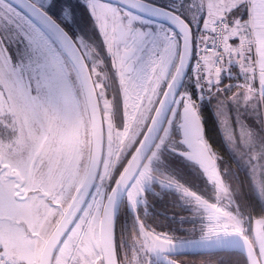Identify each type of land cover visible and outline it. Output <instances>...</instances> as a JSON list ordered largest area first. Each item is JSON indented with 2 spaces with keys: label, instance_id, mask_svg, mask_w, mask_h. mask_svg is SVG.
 <instances>
[{
  "label": "rangeland",
  "instance_id": "1",
  "mask_svg": "<svg viewBox=\"0 0 264 264\" xmlns=\"http://www.w3.org/2000/svg\"><path fill=\"white\" fill-rule=\"evenodd\" d=\"M40 1L48 5L52 2ZM152 1L169 7L186 20L192 16L196 26L201 22L203 25L198 27L199 42H204L203 26H209L213 17L233 18L235 25L231 28L232 35H240L243 39L249 35L246 22L240 21L233 12L235 6L243 0H183L179 8L170 0ZM76 2L80 5L76 13L81 14L87 22L90 18L89 7H95L96 4L92 0L82 4L79 0ZM245 2L248 4V0ZM41 28L31 18L26 21L20 8L13 3L0 0V253L16 264H38L45 240L59 220L57 211L62 203L69 201L82 160L84 156L88 160L91 152V126L83 97L71 90L70 68L64 55L60 51L54 53L47 49L50 37ZM41 44L45 48L42 57L44 64L35 58ZM31 51L35 54L32 59ZM50 53L53 55H48ZM174 53L177 55L175 46ZM21 68H24V73L20 72ZM218 74L220 72L214 73L216 82L220 81ZM220 90L214 95L212 107L229 147V156L234 162H228L220 155L224 167L219 171L215 166L203 176L205 180L209 177L214 181L220 189L218 192L221 199L234 201L231 207L233 211L226 207L225 216L216 224L210 218H204L205 224L198 237L202 240L204 237H222L232 232H240L248 237L251 234L261 264H264V216H255L253 209L250 213L243 211L235 199L236 187L228 180L229 173L233 176L250 175L264 206V137L259 135L264 127L263 93L254 84L236 87L229 95L224 88ZM185 102H194L187 87L179 95L157 152L163 146L174 145L172 138L178 136L179 128L176 125ZM142 128L126 126L119 133V142L111 139L108 141L100 182L78 226L60 245V251L63 252L66 245L80 238L79 230L85 248H92V245L87 244L88 233L95 232L111 169L119 164L120 157L124 155L118 151L123 147L130 149ZM128 131L131 134L134 132L130 139L125 136ZM42 161L46 162L49 170L57 166L54 181L48 185L51 198H45L41 191L43 187L39 184L38 167ZM18 175L26 179L23 192H20L18 186ZM153 178L148 160L128 190L127 199L131 207L136 208L144 201L145 191L153 184ZM83 249L76 247L73 252L82 258V263H86L89 255L83 257ZM86 253L89 254L88 251Z\"/></svg>",
  "mask_w": 264,
  "mask_h": 264
},
{
  "label": "flooded vegetation",
  "instance_id": "2",
  "mask_svg": "<svg viewBox=\"0 0 264 264\" xmlns=\"http://www.w3.org/2000/svg\"><path fill=\"white\" fill-rule=\"evenodd\" d=\"M33 1L59 21L75 39L83 53L98 95L105 127V150L101 171L92 193H94L100 182L108 141L111 139L115 140V142H119V133L126 126H143L142 130L138 132L136 138L132 142L133 144L130 149H125V147H123L118 151L119 154L124 155L120 157L119 164L113 166L111 169L110 180L106 185L108 188H106L104 202L102 206H100L102 209L100 212V219H98L95 232L88 233L89 238L87 239V244L92 245V248H90V246L87 247L88 249L85 248L82 241L81 230H79L80 238L66 245L67 247L63 249V252L60 251L59 246V252L57 250L53 263L105 264L100 242V221L107 192L118 177H115V175L118 172L120 174L123 170L146 133L156 108L174 76L179 63L182 38L180 33L166 22L141 14L123 4L108 0H92L96 6L89 7L88 14L90 18L87 22L83 20L81 14L76 13L77 7L78 9L80 7L76 2L78 0H52L50 5L42 1L39 2V0ZM79 1L80 4H82L91 0ZM147 1L156 2L152 0ZM170 1L178 8L179 5L182 6L183 4V0ZM185 6L186 4L184 7ZM20 11L26 21L31 18L34 23L42 27L40 30H45L47 32L50 37L47 49L52 50L54 53L55 51H60V53L64 55L70 68L69 79L70 84L72 83L73 86L71 90H73L76 95L77 93L82 95L85 109L89 116L84 89L75 64L67 56L61 44L49 31L25 11L21 9ZM188 18V22L193 28L194 43H196L198 39V27L201 28L203 24L200 22L198 26H196L197 23L194 22L195 20L193 17L189 16ZM52 42L54 43L53 45ZM7 46L11 47L9 44ZM174 46L176 47L177 55L174 53ZM39 50L40 51L36 55L31 51L32 56L30 59L35 55L36 61L44 64L45 62L42 57L45 55V48L43 49L42 44ZM48 55H53V53ZM6 58L8 57L6 56ZM26 58L28 59L27 56ZM51 66H53V63ZM23 70L24 68H21L20 72L24 73ZM191 78L192 70L189 72L176 98L171 113L177 104L176 102L179 100V95L182 90L184 91L187 87ZM190 106L195 107L199 113L198 106L195 102L184 103L181 107L179 120L176 125L179 128L176 134L178 136L175 137L174 135L172 138L174 140V145L163 146L161 151H156L171 116L170 113L159 139L145 160L144 164L148 160L151 164L154 177L153 184L146 189L144 201H141L136 208L131 207L127 199L128 190L134 181L127 189L118 210L115 223V245L118 264H172V260L180 264H187V262H185L187 259L184 256L197 253L171 255L163 252L158 254L156 250H160L161 248L156 249L157 241L179 242L200 240L201 238L198 237V234L203 224H205L203 223L205 220L204 218H210L212 222L216 224L225 216L227 208L233 211L231 207L234 201L221 199L218 192L220 189L215 186L214 181L210 180L209 177L206 178V180H208L206 181L203 176L204 173L209 172L215 166H217L220 171L224 167L222 157H225L228 162L229 157H226L224 154H213V149L209 147L214 158V164L211 167L206 168L189 158L188 153L191 151V148L188 146L182 126ZM130 130L132 131V129ZM131 131H128L125 135L126 138L130 139V137H132L134 132L131 134ZM174 131L176 132L175 127ZM204 135L205 129L203 134L197 137V139L205 141ZM113 136L116 138L114 139ZM213 151L216 153L215 150ZM187 162L192 163V168L196 169L198 173L196 181L193 182L192 185L182 182L176 176V174L180 172L188 171V167L186 166ZM86 165L87 156L86 158L84 156L78 178L75 180L77 182L74 184L70 199L66 204L62 203L59 210L60 212L57 211L59 213L57 216L58 219H60V215L63 214L74 196L76 189L80 185L86 171ZM47 167L45 161H42L38 167L40 172L39 184L43 187L41 191L45 198H51L52 194L49 192L48 185L54 181L53 175L55 174L54 171H57V166L54 165L50 170ZM17 177H19L18 186L20 192H23L26 179L21 175ZM201 180L204 182L202 183ZM232 191L235 197L234 190ZM92 193L61 244L63 242L65 243L66 239L72 235L76 226H78V221L83 217V213L88 206ZM235 199L237 200L236 197ZM119 230L123 238H133V242L131 243H127L126 239H124L121 250L119 249ZM208 238H215V236L204 237L203 239ZM76 247L80 249L84 248L82 251L84 254L83 257L89 255L86 263H82L80 260L82 258H79L77 253L74 254L73 251ZM87 251L89 254L86 253ZM90 254H92V256H90Z\"/></svg>",
  "mask_w": 264,
  "mask_h": 264
},
{
  "label": "water",
  "instance_id": "3",
  "mask_svg": "<svg viewBox=\"0 0 264 264\" xmlns=\"http://www.w3.org/2000/svg\"><path fill=\"white\" fill-rule=\"evenodd\" d=\"M39 22L61 44L67 56L75 64L84 89L91 126V152L87 160L84 177L75 191L61 218L45 240L38 264H53L56 252L89 199L98 180L105 150V127L100 102L82 51L72 35L49 12L33 0H8ZM123 4L141 14L166 22L181 35L182 48L174 76L166 88L154 116L123 170L108 190L100 221V242L105 264H118L115 245V223L118 210L127 189L138 175L145 160L159 139L176 98L187 78L194 54L193 29L179 13L147 0H108ZM183 132L191 151L189 158L206 168L214 164V158L205 142L197 139L204 131L199 113L190 106L183 122ZM156 253L178 255L185 253H206L224 250L243 252L250 264H261L256 247L251 239L240 232L222 237L179 242L159 240ZM154 249V245H153ZM160 251V252H159ZM172 264H180L172 260Z\"/></svg>",
  "mask_w": 264,
  "mask_h": 264
},
{
  "label": "trees",
  "instance_id": "4",
  "mask_svg": "<svg viewBox=\"0 0 264 264\" xmlns=\"http://www.w3.org/2000/svg\"><path fill=\"white\" fill-rule=\"evenodd\" d=\"M233 12L241 20L246 22L249 16V1L246 4L245 0L238 3ZM237 20V19H236ZM231 28L235 25L233 18H230ZM238 32V31H237ZM236 39L240 40V35L236 34ZM243 52L248 55L249 59L252 62L250 69H245L239 63H233L230 68V72H222L218 74L220 81L216 82L214 76H211L209 81V98L200 99L199 98V86L196 85L193 78L188 82L187 88L190 90L191 98L194 99V102L197 104L198 111L204 122L205 129V140L207 141L209 147L216 151L217 154H224L226 157H229L231 162L234 160L229 156L231 154L229 151L228 145H226L222 132L219 127L218 120L216 118L212 104L214 103L215 93L221 91L220 89L224 88L226 94H231L236 87L244 86L246 84H254L258 86L257 77L255 74L254 66V57L255 51L252 45H245L243 47ZM211 97V98H210ZM211 99V102H209ZM262 105L264 110V96L262 99ZM260 137H264V127L259 133ZM225 158V157H224ZM188 171L180 172L176 176L184 183L192 185L196 181L197 172L196 169L192 168V163L187 162ZM119 172L115 175L117 177ZM199 177V175H198ZM228 180L233 182L236 187V198L238 203H240V208L246 213H250L251 210L257 217L264 216V206L261 202L260 196L257 194L254 184L250 175H235L228 174ZM202 181V180H201ZM204 181H202L203 183ZM241 186V187H239ZM121 233L119 230V249L121 250L123 245V240L126 239L127 243L133 242V238H121ZM252 239V235L250 234ZM125 249V248H123ZM122 249V250H123ZM187 264H250L246 255L238 250H224V251H214L208 253H197L185 255Z\"/></svg>",
  "mask_w": 264,
  "mask_h": 264
},
{
  "label": "built area",
  "instance_id": "5",
  "mask_svg": "<svg viewBox=\"0 0 264 264\" xmlns=\"http://www.w3.org/2000/svg\"><path fill=\"white\" fill-rule=\"evenodd\" d=\"M255 48V39L249 42ZM244 43L234 44L229 34V21L225 16L215 18L210 25V39L198 46L194 60V73L204 88L200 95L207 96L206 85L208 71L219 70L224 64L234 60L242 62L245 66L250 62L243 52ZM254 62L257 63L254 57ZM0 264H15L6 255L0 253Z\"/></svg>",
  "mask_w": 264,
  "mask_h": 264
},
{
  "label": "crops",
  "instance_id": "6",
  "mask_svg": "<svg viewBox=\"0 0 264 264\" xmlns=\"http://www.w3.org/2000/svg\"><path fill=\"white\" fill-rule=\"evenodd\" d=\"M252 31L256 39L255 49L258 63V86L264 94V0H248Z\"/></svg>",
  "mask_w": 264,
  "mask_h": 264
}]
</instances>
